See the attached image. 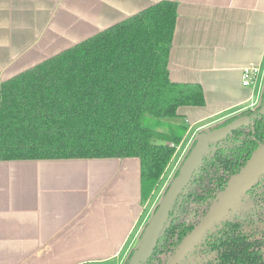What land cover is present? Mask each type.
I'll list each match as a JSON object with an SVG mask.
<instances>
[{"label":"crops","instance_id":"0c3cea01","mask_svg":"<svg viewBox=\"0 0 264 264\" xmlns=\"http://www.w3.org/2000/svg\"><path fill=\"white\" fill-rule=\"evenodd\" d=\"M161 2L177 6L169 77L205 95L178 110L187 156L201 132L263 103L264 0H0V83ZM153 201L139 158L0 161V264H123Z\"/></svg>","mask_w":264,"mask_h":264},{"label":"trees","instance_id":"16d2710c","mask_svg":"<svg viewBox=\"0 0 264 264\" xmlns=\"http://www.w3.org/2000/svg\"><path fill=\"white\" fill-rule=\"evenodd\" d=\"M176 20V4L161 2L1 82L0 161L139 158L150 199L188 132L177 122L179 108L206 103L201 85L169 77ZM262 105L215 126L251 118L249 127L211 145L159 240L158 264H169L264 143ZM244 205L189 252L197 264H264V178Z\"/></svg>","mask_w":264,"mask_h":264},{"label":"water","instance_id":"95a60500","mask_svg":"<svg viewBox=\"0 0 264 264\" xmlns=\"http://www.w3.org/2000/svg\"><path fill=\"white\" fill-rule=\"evenodd\" d=\"M258 115L264 116V100ZM251 118L240 117L224 127L215 126L201 132L195 144L187 154L185 161L179 168V174L174 177L166 193L155 210L151 221L145 227L140 237V245L130 252L129 264H148L159 243L160 238L171 226L174 217L172 211L177 204L180 208L191 181L202 164L206 154L214 151L212 144L226 140L235 131L249 127ZM264 178V143L255 152L252 159L242 171L231 178L228 187L221 192L214 201L211 210L203 222L185 239L169 264H178L185 258L195 245L218 224L228 220L226 216L231 212L241 210L248 192ZM156 264V263H155Z\"/></svg>","mask_w":264,"mask_h":264},{"label":"rangeland","instance_id":"374dc122","mask_svg":"<svg viewBox=\"0 0 264 264\" xmlns=\"http://www.w3.org/2000/svg\"><path fill=\"white\" fill-rule=\"evenodd\" d=\"M226 121V120H225ZM224 121V122H225ZM223 123V122H222ZM219 125V124H218ZM217 126V125H216ZM210 129V128H209ZM196 140V139H195ZM192 149V147H191ZM189 154V152H188ZM179 157H181L179 159ZM185 158L186 156L185 155H182L181 153H179L178 155H176L175 159L172 161L171 165L168 167L162 181H161V184L159 185V187L157 188V190L154 192L153 194V203H154V206L152 207V212L150 214V217L147 219V222H146V225L145 227L148 225V223L151 221L152 217H153V214L156 210V208L159 206V204L161 203L165 193H166V190L168 188V186L170 185L171 181L174 179L177 171L179 170V168L181 167V165L183 164V162L185 161ZM181 161V162H180ZM180 162V163H179ZM244 202H243V206L241 208V210L237 211V212H231L230 214H228L226 216L227 219L229 218H233L234 215L238 214L240 211H242V209L244 208ZM145 229V228H144ZM130 254V253H129ZM129 256V255H128ZM127 256V257H128ZM124 258L125 262H126V258ZM124 263V262H123Z\"/></svg>","mask_w":264,"mask_h":264},{"label":"built area","instance_id":"2783aa9c","mask_svg":"<svg viewBox=\"0 0 264 264\" xmlns=\"http://www.w3.org/2000/svg\"><path fill=\"white\" fill-rule=\"evenodd\" d=\"M258 72L259 69L257 68L254 67L246 68L244 71L243 85L250 86L253 83V81H255Z\"/></svg>","mask_w":264,"mask_h":264},{"label":"flooded vegetation","instance_id":"af4514ba","mask_svg":"<svg viewBox=\"0 0 264 264\" xmlns=\"http://www.w3.org/2000/svg\"><path fill=\"white\" fill-rule=\"evenodd\" d=\"M159 244V243H158ZM158 246V245H157ZM157 248V247H156ZM156 250V249H155ZM155 253V251H154ZM154 255V254H153ZM175 256V255H174ZM173 258V257H172ZM171 258V259H172ZM158 261H154L153 256L151 257V259L147 262L148 264H158ZM198 261L196 258H194L192 253L186 254L185 258L181 260V262H179L178 264H197ZM125 264V262L123 263Z\"/></svg>","mask_w":264,"mask_h":264}]
</instances>
